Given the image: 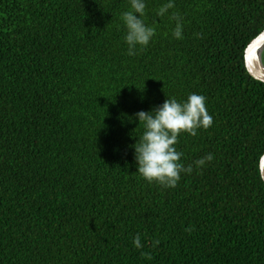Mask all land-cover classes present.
I'll return each mask as SVG.
<instances>
[{
    "label": "trees",
    "instance_id": "1",
    "mask_svg": "<svg viewBox=\"0 0 264 264\" xmlns=\"http://www.w3.org/2000/svg\"><path fill=\"white\" fill-rule=\"evenodd\" d=\"M164 2L129 56V0H0V264H264V82L243 63L264 0H175L182 39ZM192 92L213 116L179 136L193 172L149 183L128 117Z\"/></svg>",
    "mask_w": 264,
    "mask_h": 264
},
{
    "label": "clouds",
    "instance_id": "2",
    "mask_svg": "<svg viewBox=\"0 0 264 264\" xmlns=\"http://www.w3.org/2000/svg\"><path fill=\"white\" fill-rule=\"evenodd\" d=\"M174 7L175 0H165L155 15L160 18L168 16L174 21L171 35L175 39H182V17L179 13L170 12ZM146 8L147 0H129V9L120 14L125 29L123 41L129 56H135L139 49L148 46L156 35V26L146 23ZM261 49H264V29L259 30L243 49L244 67L254 79L264 77V51H258ZM128 119L138 122L137 128L141 126L142 129L139 133L134 132L135 142L129 145L133 149L136 172L147 182H156L165 188L176 187L182 173L193 172V164L185 166L182 162L183 153L176 147L181 133L195 136L198 129H208L213 124L206 97L195 92L183 100L167 96L163 103L147 111L139 110ZM213 158L214 155L208 153L193 163L199 169ZM256 167L260 180L264 182V152L258 154ZM185 230L191 231V227ZM132 243L137 249L143 248L142 234L136 233ZM159 243V240H154L153 247Z\"/></svg>",
    "mask_w": 264,
    "mask_h": 264
},
{
    "label": "water",
    "instance_id": "3",
    "mask_svg": "<svg viewBox=\"0 0 264 264\" xmlns=\"http://www.w3.org/2000/svg\"><path fill=\"white\" fill-rule=\"evenodd\" d=\"M258 51H263V49L258 50ZM257 80H260V81L264 82V77H260V78H258Z\"/></svg>",
    "mask_w": 264,
    "mask_h": 264
}]
</instances>
